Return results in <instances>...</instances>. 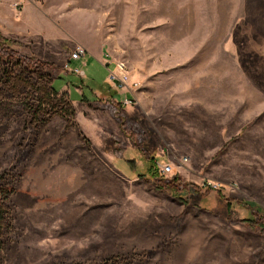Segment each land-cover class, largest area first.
<instances>
[{"label": "rangeland", "instance_id": "obj_1", "mask_svg": "<svg viewBox=\"0 0 264 264\" xmlns=\"http://www.w3.org/2000/svg\"><path fill=\"white\" fill-rule=\"evenodd\" d=\"M0 2L5 28L35 22L61 39L101 30L95 49L141 84L124 107L95 58L68 66L78 45L0 31L13 51L64 68L52 100L63 108L67 93L74 110L72 125L56 116L25 135L39 92L0 98V177L17 166L18 143L34 147L13 178L0 264H264V230L244 221L264 217V0ZM88 3L101 14L80 8ZM176 178L187 185L179 193L160 182Z\"/></svg>", "mask_w": 264, "mask_h": 264}, {"label": "trees", "instance_id": "obj_2", "mask_svg": "<svg viewBox=\"0 0 264 264\" xmlns=\"http://www.w3.org/2000/svg\"><path fill=\"white\" fill-rule=\"evenodd\" d=\"M4 41L3 43L0 42V57L3 65L5 66V74L3 79L0 80V98L8 97L12 99H21L27 94L39 92V104L31 116V121L24 129L25 135L29 131L39 134L42 127L49 123V121L53 120L56 116L64 117L67 119L68 126L72 125L70 116L73 115L74 110L70 104V102H72L71 96H68L67 93H64L61 96V99L64 100L65 98H68L70 101L65 100V106L63 108L55 105L54 100H52L54 97L59 96V91L55 89L54 83L66 72L64 68L54 63L43 62L36 57L30 58L23 56L21 53L13 51L9 48V44L13 42H8L7 40L5 42ZM34 79H37L35 83ZM38 85H40L41 88L36 91L35 88ZM113 111L115 112V109ZM120 123L123 130L128 133L130 132L132 136L135 134H142V140L144 141L146 139V136L143 135V132L136 124H125L122 121ZM80 133L84 139H87L83 131ZM135 142L136 145H138V142ZM28 146L29 145L25 139L15 146L14 150L17 157H19L17 160V166L0 177V254L4 249V232L6 230L14 231L11 200L15 194L16 186L13 178H15L14 176L17 172L16 169L18 166H21L28 161L34 153V147L28 149ZM124 149L125 145H121L120 148L116 150V155L118 157H122ZM154 167L151 169L152 174L156 171ZM157 175V172L153 174L155 178H157ZM162 181H166L163 183L168 185L174 193H179L187 187V185H184L183 180L180 178H176L171 181L160 180L161 183ZM260 220L261 221H244L255 226V228L264 230V217H260ZM102 264H129V262L120 258H111Z\"/></svg>", "mask_w": 264, "mask_h": 264}, {"label": "crops", "instance_id": "obj_3", "mask_svg": "<svg viewBox=\"0 0 264 264\" xmlns=\"http://www.w3.org/2000/svg\"><path fill=\"white\" fill-rule=\"evenodd\" d=\"M91 3H88L86 5L82 4L83 7H80L81 9H84L87 13H95V14H101L100 10L97 8L94 10L92 9L90 5ZM1 5V2H0ZM103 3H100V6L103 7ZM79 9V7H77ZM3 28H1L2 36L7 39H14L15 41L25 44V45H35L37 43H41L44 46H57V47H63V46H73L78 45L82 47H87V55L89 54L93 58H95L99 63H101L103 66V58L105 56V53L102 54L98 49H95V45H98V47L102 46V43L106 40L107 35L105 36L101 30H93V29H86L83 28V25L81 26V29L79 32L75 33V31H68V37L63 36L61 39L58 35H47L45 33V28H39L38 24L35 22L31 23H23V20L20 22H17L13 28H5V25L0 23ZM78 34V35H76ZM70 35V36H69ZM67 39V40H65ZM73 40V41H72ZM68 41V42H66ZM97 42V43H93ZM77 46V47H78ZM110 56V55H108ZM75 103V102H74Z\"/></svg>", "mask_w": 264, "mask_h": 264}, {"label": "built area", "instance_id": "obj_4", "mask_svg": "<svg viewBox=\"0 0 264 264\" xmlns=\"http://www.w3.org/2000/svg\"><path fill=\"white\" fill-rule=\"evenodd\" d=\"M87 56V50L78 46L70 56L69 65L74 61L83 60ZM104 66L109 70V82L114 84L118 91L122 92V106H133L136 104L135 93L138 91V85L141 84H133V77H127L124 74V70L119 69V62L115 63L111 56L106 55L103 59ZM76 72H79L78 70ZM81 75H85L84 71L79 72ZM166 173L171 171V167H168L164 170Z\"/></svg>", "mask_w": 264, "mask_h": 264}, {"label": "bare ground", "instance_id": "obj_5", "mask_svg": "<svg viewBox=\"0 0 264 264\" xmlns=\"http://www.w3.org/2000/svg\"><path fill=\"white\" fill-rule=\"evenodd\" d=\"M124 74H126V75H127V77H130V76H129V74H128V72L124 71Z\"/></svg>", "mask_w": 264, "mask_h": 264}, {"label": "flooded vegetation", "instance_id": "obj_6", "mask_svg": "<svg viewBox=\"0 0 264 264\" xmlns=\"http://www.w3.org/2000/svg\"><path fill=\"white\" fill-rule=\"evenodd\" d=\"M66 73V72H65Z\"/></svg>", "mask_w": 264, "mask_h": 264}]
</instances>
